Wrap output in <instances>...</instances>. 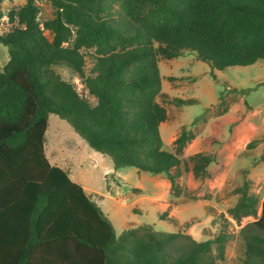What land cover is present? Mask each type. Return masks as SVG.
Returning <instances> with one entry per match:
<instances>
[{
	"label": "trees",
	"instance_id": "trees-1",
	"mask_svg": "<svg viewBox=\"0 0 264 264\" xmlns=\"http://www.w3.org/2000/svg\"><path fill=\"white\" fill-rule=\"evenodd\" d=\"M49 2L54 16L42 21L35 0L10 8L0 33L9 54L0 68V264H215L211 244L223 258L224 231L205 241L151 226L117 235L83 186L49 162L45 132L56 114L115 168L164 173L173 185L179 153L194 134L182 128L175 151L163 148L159 55L194 53L213 78L216 70L264 59V0ZM55 64L70 67L84 85L76 90ZM192 158L195 173L213 178L212 156ZM247 183L229 212L237 222L255 217L244 236V264H264V197L257 215ZM181 235L188 242L175 246Z\"/></svg>",
	"mask_w": 264,
	"mask_h": 264
},
{
	"label": "rangeland",
	"instance_id": "rangeland-1",
	"mask_svg": "<svg viewBox=\"0 0 264 264\" xmlns=\"http://www.w3.org/2000/svg\"><path fill=\"white\" fill-rule=\"evenodd\" d=\"M25 1L0 2V33L9 27L6 12ZM35 3L39 20L54 16L49 0ZM8 58L7 46L0 43V68ZM87 58L89 65L91 58ZM168 60L159 55L162 86L157 101L167 111L160 129L163 148L175 151L173 141L182 128L194 134L179 153L181 174L173 185L164 173L132 166L115 168L109 155L91 148L66 120L53 113L48 116L45 132L46 156L93 197L117 235L130 228L140 234L145 226H151L158 233L179 230L194 240L205 241L224 231L223 258L217 257L218 244H211L215 264H244V236L255 217L244 216L237 222L229 209L239 200L245 181L248 195L257 199V215L264 197V59L216 70L214 78L209 65L194 53ZM52 67L76 90L84 85L67 65ZM177 98L193 102L177 104ZM197 153L213 157L207 166L213 178L194 172L192 157ZM218 163L223 168L216 172ZM183 236L175 246L188 242Z\"/></svg>",
	"mask_w": 264,
	"mask_h": 264
},
{
	"label": "crops",
	"instance_id": "crops-1",
	"mask_svg": "<svg viewBox=\"0 0 264 264\" xmlns=\"http://www.w3.org/2000/svg\"><path fill=\"white\" fill-rule=\"evenodd\" d=\"M178 57H176V58H172V59H169L170 60V62L171 61H173V60H176ZM168 60V61H169ZM161 86H162V83H161ZM164 125V123L162 122V123H160V125H159V131H160V129L162 128V126Z\"/></svg>",
	"mask_w": 264,
	"mask_h": 264
}]
</instances>
